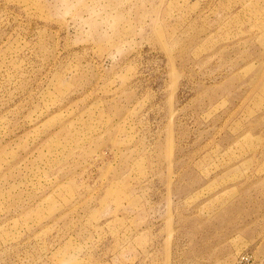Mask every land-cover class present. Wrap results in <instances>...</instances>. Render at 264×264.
Returning <instances> with one entry per match:
<instances>
[{"label":"rangeland","instance_id":"rangeland-1","mask_svg":"<svg viewBox=\"0 0 264 264\" xmlns=\"http://www.w3.org/2000/svg\"><path fill=\"white\" fill-rule=\"evenodd\" d=\"M0 264H264V0H0Z\"/></svg>","mask_w":264,"mask_h":264}]
</instances>
